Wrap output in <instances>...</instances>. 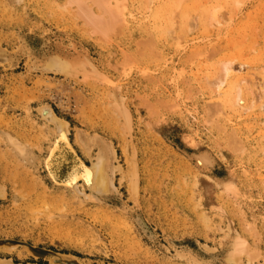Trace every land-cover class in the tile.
<instances>
[{
  "label": "rangeland",
  "instance_id": "1",
  "mask_svg": "<svg viewBox=\"0 0 264 264\" xmlns=\"http://www.w3.org/2000/svg\"><path fill=\"white\" fill-rule=\"evenodd\" d=\"M65 1L0 0V264H228L237 235L247 240L251 260L264 262V133L246 129L254 120L244 119L247 142L233 152L232 141L240 142L225 141L231 127L222 122L216 129L209 121L217 116L204 112L210 90L205 82L223 59L233 57L235 64L241 54L262 71L264 0H232L233 23L214 28L215 47L205 50L173 40L167 31L152 45L140 17L129 35L119 31L100 39L72 16V6L61 8ZM145 1L126 4L148 14L160 0ZM231 42L243 46L239 55ZM191 48L201 53L189 57ZM78 54L98 73L66 76L45 68L52 56ZM44 107L68 122L66 139L42 116ZM237 114L222 118L235 122ZM7 135L25 145L26 159L15 154ZM100 149L113 152L111 186L102 192L84 179ZM202 155L210 164H198ZM229 185L236 193L226 191Z\"/></svg>",
  "mask_w": 264,
  "mask_h": 264
},
{
  "label": "bare ground",
  "instance_id": "2",
  "mask_svg": "<svg viewBox=\"0 0 264 264\" xmlns=\"http://www.w3.org/2000/svg\"><path fill=\"white\" fill-rule=\"evenodd\" d=\"M66 1H67V3H65L64 5L63 4L60 5L61 8L63 6V9L65 11H67V10L69 11L70 6H72L73 9H74V11H75V12H73L74 14H72V16L74 15L76 17V19L83 20L82 22H84V26L86 25L87 26V29H90V31L92 32V34L94 33V35L99 34V35L102 36V38H100V39L108 40L107 37L110 34L117 35L118 34L117 32H119V31H120L119 32L120 35H121V33H128V35H129L133 31L132 30V27H133L132 26L133 25L132 23L135 22V21H137L136 20L137 17H140L139 20H141L142 22L147 21V22L150 23L149 28L145 29V28H143V26H141L142 24H141V21H140L139 22V27H141L140 29H143V31L145 32V34L148 35L149 41L152 42L151 43L152 45H154L153 43H157V41L159 40V38L164 35L163 34L164 31H167V37L168 36L169 37L170 36H173V40H174V37H175V39L176 38L178 39L180 37L185 42L189 41L191 43V45L196 50H201L203 48L205 50L208 47H215V45L213 46V44L210 43L211 42L210 37H211V35L213 33V30H215L214 28L218 27V25H221V24L223 25V23L225 25V21L231 22L234 19V14H236V13H232L233 10H231V9L234 8V7L232 8V5L233 4L230 6V3H231L232 0H221V1L220 0H160L156 4V6L153 3H152L153 6H150L148 4L150 6V9L148 7H146V8H148V10H150V12L148 14H146V12L144 11V8L142 6H138V8L136 7V9H135L133 7L131 8L130 5L128 4L129 5V7H128L127 4H126V0H66ZM146 1L149 2V0H146ZM240 2H242V1L241 0H234V3H236V4H238ZM155 3H156V1H155ZM237 7H235L236 8L235 11L237 10ZM70 13H72V11ZM231 23H233V22H231ZM231 23H229V24H231ZM226 25H227V22H226ZM224 29H226V28L224 27ZM227 29H229V28H227ZM87 31H88V33L90 32L89 30H87ZM230 31H231V29H230ZM85 32H86V30H85ZM170 32L171 33L174 32L176 34V36H174L173 33L170 34V35H168ZM196 32H197V34L194 37H190V36L194 35ZM215 32H216V30H215ZM115 33H117V34H115ZM229 35H231V34H229ZM101 36H99V37H101ZM104 37H106L107 39L106 38L104 39ZM148 38H146V39H148ZM146 39H143V40H146ZM217 39H218V37L215 40H217ZM222 39H223V37H222ZM241 39H242V37H241ZM244 39H245V37H244ZM244 39H242V41H244ZM218 40H220V38ZM105 42H107V41H105ZM176 42H177V40H176ZM178 42H180V41H178ZM139 43L145 44L144 47H146V48L148 46H151L150 45V42H148V41H141V42L138 41V44ZM147 43H148V46H146ZM138 44L136 46L138 47L137 49L139 50V47L140 46ZM248 44H247V46H248ZM253 45H250L249 44L250 47L251 46L253 47ZM228 46H232L234 52L235 53H238L237 55L240 54V51L243 48V46L241 45V43L240 44L239 43L236 44L234 42L228 43ZM144 47H141L140 49H142V48L144 49ZM154 47L152 46V49L155 50ZM217 47H218V45H217ZM194 48H191V49L193 50ZM219 48L220 47H218V49ZM156 50H155V52H157V54L155 53V55L157 56L159 54V52H158V50L157 51ZM204 50H203V54H204ZM212 50H214V49H212ZM159 51H161V50L159 49ZM193 51H194V54H191V52L189 50L191 56L187 55L186 58L188 56L194 58L195 54L197 55V52L199 54L201 53L199 51H195V50H193ZM149 52L150 51H148V54H149ZM135 53H136V51H135ZM143 53H145V51ZM213 53H215V51ZM213 53H212V55H213ZM152 54L154 56V53H151V55ZM209 54H210L209 57H211V53H209ZM132 55L133 54H131V56ZM140 55H142V54H140ZM126 56H127V53H126ZM156 56H154V57H156ZM203 56H207V55L204 54ZM221 56L222 57H225L226 56V53L221 54ZM246 56H247V54H246ZM84 57L85 56H83L81 54L73 55L72 57H59L58 55H55V56H52L51 58H49L47 60L48 62L46 64H44V65H45V68H47L49 71L52 70V72L59 73V74H63V75H66V76L71 75V74H73L75 72H79V71L82 72L83 75H88V76H91L93 74L95 75V72L97 74L98 71H96V69H94L89 62H86V60H85ZM129 57H130V55H129ZM134 57H135V54H134ZM234 57H235V55H234ZM237 57H239L240 59L238 60V63H235L236 65L233 62L235 60L233 57H232V59H229V58L228 59H223V61L220 64H218V67H219V65H220V67L217 68L218 69L217 73L215 72L214 73L215 75L212 74L214 77L212 75H211L212 77L211 76L209 77V75H208V77L209 78H212V79L209 82L207 80H206L207 82H205L206 84L209 83V85H207V87L209 86L208 89H210V90H209V93L207 92L209 94L208 95L209 96V99H208V102H207V104L209 106H207V109L205 107V109L207 111H204V112H207L208 113V117L210 116V118L217 116V118H216L217 120H215V118H211V120L213 119L212 121H209L208 120L211 123L213 121H215V123H213V124H216L214 126H218L217 128L215 127L216 129H219L220 128L219 125L220 124L222 125V122L223 123H227L229 125V127H231L230 128L231 130H230V132H228V135H227V133H225L227 135V137L228 138L230 137L231 139L230 138L228 139L226 137L227 139L225 138V141L226 142L227 141L229 142V140L231 141L233 139L236 142H240V143H238V145L236 144L237 145L236 146L235 144H233V141H232V144L231 145H234V147L233 146L231 147V148H233V152H236L235 150H238L236 148L241 144L242 141L243 142H247V137H242V135H241V128L243 127V124H242L241 121H243L244 119H246V118H252L254 120L253 123H250V122L249 123H246V124L244 123L245 124L244 126H245L246 129H248L250 131H252L253 129H255V130L259 131L260 133L261 132L264 133V67H262V71H261L260 68H259L260 71H255L253 69V67H252V64H251V62L254 61L252 58H245L244 59L243 58L244 56H242L241 54H240V56H237ZM79 58L82 59V60H80ZM158 59H160V58L158 57ZM149 61H152V60H149ZM258 62H261L260 59H259ZM154 64H155V61H154ZM189 64H191L190 61H189ZM203 65H206V64L204 63ZM116 66L117 65H115V67ZM201 67H202V65H201ZM203 67H205V66H203ZM213 67H215V65ZM205 68H207V67H205ZM180 69H181V67H180ZM147 71H149V70H147ZM209 71H210V69H209ZM209 71H206V73L207 72L209 73ZM182 72H183V70H182ZM182 72H181V74H182ZM176 74H177V71H176ZM105 75L108 78L111 79V77L108 74H105ZM179 75L180 74H178V76ZM160 76H162V75H160ZM91 77H93V76H91ZM179 77H181V76H179ZM185 79H187V78H185ZM205 79H207V78H205ZM169 81H167V82H169ZM185 83H188V82H185ZM202 85H203V83H202ZM114 87H118V86H113V88ZM197 90L198 89H196V91ZM176 92H178V91L176 90ZM187 92H186V94H187ZM197 92H199V91H197ZM176 94H178V93H176ZM194 94H196V93H194ZM188 95H190V93ZM159 101H162V100L160 99ZM111 102H112V98H111ZM111 102H109V103H111ZM163 102L165 103L166 101H163ZM161 104H162V102H161ZM168 104H172V103L171 102H168L167 105ZM176 104H178V103H176ZM109 105H111V104H109ZM113 106L114 105H112V107ZM169 106L172 107L173 104L172 105H169ZM176 108H179V107H176ZM120 109H121V112H122L121 113L122 116L125 118V120L127 122H129V114H128L127 110L125 108L122 109L121 107H120ZM120 109H119V111H120ZM229 112L234 113L235 115H236V112L238 113L237 114V118H236L237 121L239 120L238 123H237V121L234 122L231 119L230 116H228L226 118H222V116L227 115V113H229ZM242 112L246 114L245 117H243L244 114ZM40 113L42 114V116L47 121H49L50 123H52L53 126L55 127V129L59 132V134L61 133L62 137L66 139V132H67V128H68V122L66 120L61 119L58 116H56L51 111V109L48 108V107L47 108L44 107L43 109H41V112ZM207 113H205V114H207ZM205 116H207V115H205ZM216 121H217V123H216ZM221 128H223V127H221ZM223 131H225V129ZM194 135L197 136L196 133ZM6 138H7L8 142L12 145L14 152H16L15 154L18 153L20 157L22 155H24L25 157L24 156H22V157H23V159L24 158L26 159L27 158L26 156H28V155L25 154L26 153L25 152L26 147L24 149V146L25 145L21 144L17 139H15V137H13L11 135H7ZM192 138L194 139L195 137L192 136ZM213 138H214V136H213ZM214 140H215V138H214ZM261 141H262V139H261ZM227 145L229 146L228 148L230 150H232L230 148V144L227 143ZM240 147H238V148H240ZM103 148H104V145H103ZM242 148H241V150L239 152H241L243 150L242 151V153H243L245 149H244V147H242ZM108 150H109V148H108ZM252 150H254V149H252ZM100 151L101 152H99L100 154L97 156L95 163L93 162V164H91L89 166H86V169H85V172H84V175H86V178H84L85 176L83 178L88 180L87 183H89V185H90V187H91L92 190L102 192V189H104L105 187H108L109 185L111 186V184L109 182L110 181V178L108 176L107 168H108V162H109V158L108 157L113 152L111 150L110 151L112 153L110 151H108V152H105L104 151L103 152L102 149H100ZM260 151H262L261 153L264 154V149L263 150L261 149ZM30 154H31V152H30ZM30 154H29V157H31ZM205 156H203V155L202 156H199V157L197 156V158H198V164H200L201 166L202 165L205 166V163L208 162L207 161V158ZM109 169H110V167H109ZM112 172H113V170H112ZM112 172L110 174H112ZM70 175H72V174H70ZM53 176H55V175H53ZM70 182H71V180L68 183H70ZM65 183H67V182H65ZM131 183H132V186H131V189L132 190L131 191L132 192H134V191L136 192L135 181L134 182L131 181ZM61 184H62V182H61ZM74 185H76V184H74ZM76 186H78V185H76ZM76 186H74V187H76ZM234 187H233V185L231 187L229 185V187L226 188V191L227 192H230V191L232 192V190H233ZM234 192L235 191L233 190V193ZM2 194L3 193L0 191V196H2ZM224 194H226V193H224ZM204 217H205V215H204ZM201 218H202V216H201ZM247 246H248L247 245V240L244 237H242L240 235L235 236L234 239H233V241H232V244H231V249H230V251H228L229 252L228 255L226 253V255H227L226 262L228 264H243L241 262V257L247 255V258L249 257V260L250 261L247 259L248 262H246V264H264V262L255 263V262H253L251 260L253 258L250 257V254H252L253 252L250 251V248H249V251H247V248L249 247V246L248 247ZM254 246H255V244H253V247ZM255 250H256V248L254 249V251ZM181 254L182 253L180 252L179 253V255H180L179 257H184L185 256V255H181ZM188 258L191 259L192 262H193V258L187 257V259ZM194 260H196V259L194 258ZM53 264H54V262H53ZM199 264H202V263H199Z\"/></svg>",
  "mask_w": 264,
  "mask_h": 264
}]
</instances>
